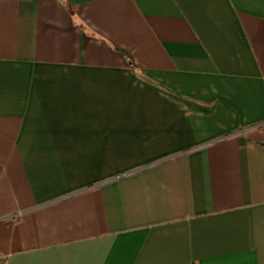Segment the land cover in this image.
<instances>
[{"label":"crops","instance_id":"0c3cea01","mask_svg":"<svg viewBox=\"0 0 264 264\" xmlns=\"http://www.w3.org/2000/svg\"><path fill=\"white\" fill-rule=\"evenodd\" d=\"M0 264H264V0H0Z\"/></svg>","mask_w":264,"mask_h":264}]
</instances>
